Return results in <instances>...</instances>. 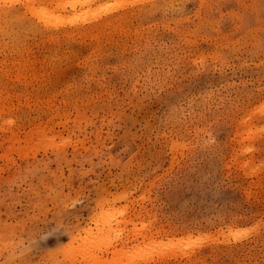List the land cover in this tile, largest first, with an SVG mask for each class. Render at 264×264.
<instances>
[{
	"label": "rangeland",
	"instance_id": "rangeland-1",
	"mask_svg": "<svg viewBox=\"0 0 264 264\" xmlns=\"http://www.w3.org/2000/svg\"><path fill=\"white\" fill-rule=\"evenodd\" d=\"M0 264H264V0H0Z\"/></svg>",
	"mask_w": 264,
	"mask_h": 264
}]
</instances>
